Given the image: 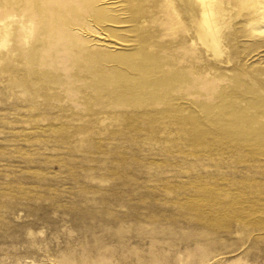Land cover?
<instances>
[{
	"label": "rangeland",
	"instance_id": "374dc122",
	"mask_svg": "<svg viewBox=\"0 0 264 264\" xmlns=\"http://www.w3.org/2000/svg\"><path fill=\"white\" fill-rule=\"evenodd\" d=\"M216 1L0 0V264H264V0Z\"/></svg>",
	"mask_w": 264,
	"mask_h": 264
},
{
	"label": "bare ground",
	"instance_id": "6f19581e",
	"mask_svg": "<svg viewBox=\"0 0 264 264\" xmlns=\"http://www.w3.org/2000/svg\"><path fill=\"white\" fill-rule=\"evenodd\" d=\"M197 1V0H196ZM219 1V0H218ZM217 1L216 0H198V4H196V5H198L197 7L200 9V13L202 14V16H200V18H201V24L203 25V26H205V27H207V28H214L213 27V25H215V24H213L212 22H213V17L216 19V17L215 16H213L212 18H211V15H213V14H215L216 12H215V7H213V5H214V3H216ZM217 6H218V4H217ZM196 8V7H195ZM197 8V9H198ZM219 8H217V10H218ZM221 10V9H220ZM197 11V10H196ZM219 11V10H218ZM218 13V12H217ZM216 13V14H217ZM215 14V15H216ZM198 16V17H199ZM219 16V15H218ZM219 19V18H218ZM214 22H216V21H214ZM218 24V23H217ZM215 26H217V25H215ZM202 27V26H201ZM219 27V26H218ZM204 29V28H203ZM207 30V29H206ZM214 30H215V28H214ZM213 31V30H212ZM211 32V31H210ZM213 33V32H212ZM212 33L210 34V33H207V34H210V36H212ZM214 36V35H213ZM208 37V36H207ZM215 37V36H214ZM217 37V36H216ZM201 38V37H200ZM213 38V37H212ZM216 41V40H215ZM213 43H214V41H213Z\"/></svg>",
	"mask_w": 264,
	"mask_h": 264
}]
</instances>
